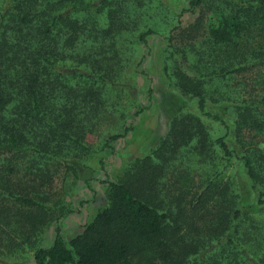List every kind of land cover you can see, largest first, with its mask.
I'll list each match as a JSON object with an SVG mask.
<instances>
[{
  "label": "trees",
  "instance_id": "obj_1",
  "mask_svg": "<svg viewBox=\"0 0 264 264\" xmlns=\"http://www.w3.org/2000/svg\"><path fill=\"white\" fill-rule=\"evenodd\" d=\"M110 2L0 0V249H20L16 259L32 264H264V149L251 142L264 132V0L188 1L182 13L201 16L186 28L192 36L185 46L174 45L172 30L164 36L171 47L164 69L169 87L193 100L196 111L183 114L182 126L172 120L152 155L130 162L120 180L109 179L101 156L107 203L80 233L63 237L58 220L64 212L54 216L48 206L60 204L52 198L56 177L76 174L93 153L111 154L112 140L130 130L97 147L87 140L109 112L105 86L121 65L116 50L104 55L105 45L115 48L116 37L133 28L122 23L135 22L125 8L139 17L133 0ZM106 4L109 22L101 23L97 16ZM208 11L217 21L198 34ZM150 33L138 34L142 48ZM178 52L168 70L167 60ZM145 57L136 68L147 76L139 69ZM146 95L150 103L151 86ZM147 108L139 104L133 116ZM205 119L221 125L223 134L213 137ZM232 124L242 154L227 140ZM182 144L199 151L198 162L208 164L203 173L188 165L192 161L170 168ZM233 159L245 171L257 210L238 204L230 181L222 180ZM53 219V241L40 245Z\"/></svg>",
  "mask_w": 264,
  "mask_h": 264
},
{
  "label": "rangeland",
  "instance_id": "obj_2",
  "mask_svg": "<svg viewBox=\"0 0 264 264\" xmlns=\"http://www.w3.org/2000/svg\"><path fill=\"white\" fill-rule=\"evenodd\" d=\"M98 2L100 0H97ZM189 0H143L141 5L133 0L134 8L139 12V17L133 14V8L127 7L126 16L132 17L135 22H122L133 28L125 31L124 35L116 37V46L109 47L105 56H113L116 50L118 58L121 59L120 68L116 70L118 75L113 83H107L105 93L106 109L109 110L95 126V132L87 136L88 142L94 147L103 144L111 135L123 133L125 128H130L128 133L112 140L110 143L114 151L110 154L105 150L93 153L85 159L82 164L77 165V172L68 173L66 177L57 176L54 181V192L52 198L58 200L59 205L48 203L52 206L53 215L57 216L64 212L58 220L65 240L70 239L83 229L84 223L89 222L96 214L97 210L107 203V186L99 182L103 177L98 159L102 156L105 159V169L109 174L110 180H120L127 171L129 163L146 156H150L157 145L167 137L170 129V123L174 119H179V125L182 126L183 114L196 111L195 102L187 101L181 97L180 91L169 87V81L164 67L167 52L171 47L167 45V36L171 31L174 34V45L177 47L185 46L192 36L191 28L200 15L183 12L187 7ZM110 2V0H108ZM111 3V2H110ZM125 5V2H123ZM110 5H104L103 10L97 18L101 23L109 22L108 11ZM202 28L198 34L205 35L209 24L217 21V14L208 11L201 17ZM177 27L180 29L176 30ZM186 28H188V31ZM151 29V33L146 37L148 48L141 47L137 39L138 34ZM89 45V44H88ZM84 44V49H88ZM169 47V48H168ZM114 48V49H113ZM146 54L139 69L144 70L147 76L137 73L136 64ZM103 55V56H104ZM180 58L179 52L172 55L167 60L168 70L174 66L173 61ZM184 70L188 69V64L181 65ZM170 73V72H169ZM152 87V98L150 103L146 100L148 87ZM139 104L148 105V108L142 111L138 116H133ZM114 110L110 113V110ZM208 110L214 113H220L219 108L208 107ZM223 112H221L222 114ZM225 116L232 121L235 118L234 112L229 109ZM204 125L211 132L213 137L222 135L224 128L211 120H203ZM231 124V122H230ZM234 125L232 124L230 134L227 138L230 146L234 148L237 154H242L243 148L234 140ZM182 142V139H180ZM252 144L264 149V132L256 133L253 136ZM185 144V143H184ZM180 146L179 151L173 155L168 163L172 166L183 167L185 161L189 162L193 169L198 173H203L207 165L198 162L199 151L193 149L190 145ZM159 163V159L154 160ZM220 166H223L221 164ZM179 168H175L178 173ZM60 174H63L62 172ZM223 181H230L234 192L238 194L237 203L248 206L252 210L255 208L253 203V193L249 187L245 171L237 159H233L223 173ZM171 178V174L168 173ZM89 181V186L85 180ZM61 201V202H60ZM83 202V203H81ZM64 204V208L61 206ZM67 210V212H65ZM259 211L264 212V206ZM54 219L51 225L44 227L40 245L48 246L54 238ZM15 253L1 247L0 264H32L30 259L21 262L16 259L20 249H14Z\"/></svg>",
  "mask_w": 264,
  "mask_h": 264
}]
</instances>
